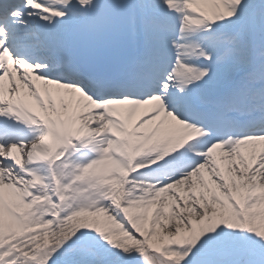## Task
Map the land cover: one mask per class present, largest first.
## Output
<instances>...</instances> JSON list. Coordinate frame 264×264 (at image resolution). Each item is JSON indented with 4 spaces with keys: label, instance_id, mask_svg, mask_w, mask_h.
<instances>
[{
    "label": "snow or ice",
    "instance_id": "snow-or-ice-1",
    "mask_svg": "<svg viewBox=\"0 0 264 264\" xmlns=\"http://www.w3.org/2000/svg\"><path fill=\"white\" fill-rule=\"evenodd\" d=\"M0 264H264V0H0Z\"/></svg>",
    "mask_w": 264,
    "mask_h": 264
}]
</instances>
